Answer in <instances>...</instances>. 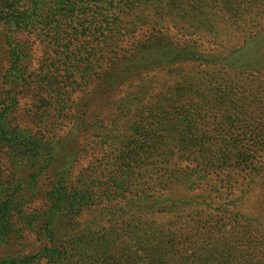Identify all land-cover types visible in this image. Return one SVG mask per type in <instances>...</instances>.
<instances>
[{"label":"rangeland","instance_id":"rangeland-1","mask_svg":"<svg viewBox=\"0 0 264 264\" xmlns=\"http://www.w3.org/2000/svg\"><path fill=\"white\" fill-rule=\"evenodd\" d=\"M72 1L46 0L32 28L0 22V115L10 104L20 135L52 141L78 206L60 253L31 264H264V0ZM159 38L205 58L102 75ZM17 154L0 138V194L30 173ZM187 194L249 222L176 203ZM146 203L165 212L128 210ZM40 242L25 233L15 249Z\"/></svg>","mask_w":264,"mask_h":264},{"label":"trees","instance_id":"trees-1","mask_svg":"<svg viewBox=\"0 0 264 264\" xmlns=\"http://www.w3.org/2000/svg\"><path fill=\"white\" fill-rule=\"evenodd\" d=\"M66 1L73 9L76 7L72 0ZM57 3L59 4V1ZM51 7L46 0H0V22L4 21L7 25L14 22L15 30L24 25L32 28L38 24V19L43 16L45 8ZM103 20L97 25L94 24V34L100 32ZM21 21H25L24 24H20ZM157 41L158 45L155 44L156 41L151 44L150 40L149 44L139 47L136 55L132 56L134 53L132 50L131 54L123 57V65L116 74L103 71L102 75L109 74L117 78L120 77L119 74L126 76L134 72H149L159 67L156 64L165 62V58H169V62H201L205 58L204 55L200 56L198 52L189 48L170 47L166 44L169 46L166 49L163 38ZM9 44L11 45V42ZM13 47L15 48V45ZM14 70L18 73L20 68L14 67ZM9 111L10 104L2 108L0 138L6 143H12L18 153L17 156L15 155L16 158L26 159L31 170L27 177L19 178L11 193L0 194V264H31L41 254L51 258L60 253L53 242L59 239L64 231L70 228L69 226H72L78 215V206L75 203L72 204L67 191V172L61 170L60 163L57 162L55 147L51 146L52 141L40 134L20 135L16 126H13ZM45 176L51 188L50 192L45 193L46 205L41 209H30L28 203L36 195L33 191L35 188L39 189L38 184ZM175 201L178 204L205 206L228 214L237 221H248L232 205V202L218 206L208 194L182 195ZM135 207L136 210L132 213L145 217L163 214L166 209V207H156L155 204L146 203L135 206L131 204L128 210ZM25 233L35 235L41 241V246L36 253L25 255L15 249L16 243L24 237Z\"/></svg>","mask_w":264,"mask_h":264}]
</instances>
